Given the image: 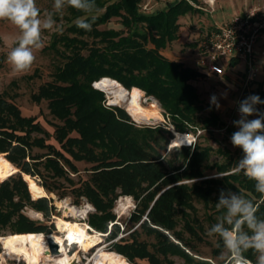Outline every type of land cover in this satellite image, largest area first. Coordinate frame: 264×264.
I'll return each instance as SVG.
<instances>
[{"label": "trees", "instance_id": "trees-1", "mask_svg": "<svg viewBox=\"0 0 264 264\" xmlns=\"http://www.w3.org/2000/svg\"><path fill=\"white\" fill-rule=\"evenodd\" d=\"M94 3L96 6L105 7V10L101 14L86 17L89 23L96 25L108 22L112 16L121 15L120 11L124 9L132 16V21L122 19L125 25L146 21L162 29L163 36L155 39L160 47L176 38L175 29L179 17L196 10V7L186 0L172 2L152 13L143 12L139 0H94ZM71 9L79 15L78 10ZM70 29L75 32L85 31L79 28L76 22ZM105 31L109 33V41L104 48L94 50L86 57L69 60L66 68L59 69L62 83L44 92L51 98L53 111L64 118V125L57 128L61 145L76 158H86L91 154L90 159L95 160L84 186V194L97 210L89 215L91 225L102 231L108 230V221L114 217L109 206L117 198L118 192L132 195L138 201L130 219L136 223L146 215L139 226L150 225L152 230L171 227L176 214H185V207L194 209L196 197L209 204L211 201L217 202L222 193L228 197L231 192H238L253 203H258L257 218L264 220V202L261 201V194L255 190V181L249 180L243 172H229L237 163L220 167L223 171H228L224 177L206 176L204 162L210 156V146L182 145L180 153L183 162L177 164L174 159H167L160 150L157 134L163 136L161 129L146 127L144 130L139 129L141 132L138 135L130 136L123 134L122 130L119 131L123 122L117 119L113 109L105 106L104 92L95 87L93 81L103 76L113 77L129 89L131 95H135L130 97L139 104H143L145 90L148 95H153L159 100L180 132H186L189 129L187 125L193 121L192 116L201 108L198 88L192 80L202 73L182 61L166 57L156 47L146 48L139 39L146 35L136 30L127 34L115 28ZM100 61L109 63L112 67L94 73L93 67ZM261 93L264 95V91ZM221 121L219 115L214 113L206 118L205 125H217ZM20 125L22 127L19 128ZM23 126L43 131L42 125L35 121L34 116L23 115L15 103L0 95V152H8V157L27 172V179V176L35 175L36 171L27 163L26 158L31 155L27 150L28 142L23 139L28 131ZM96 126L99 129H95ZM74 130L77 135L70 134ZM98 140L109 143L111 148L116 150V157L93 156L92 145L98 143ZM72 146H77L78 149ZM55 152L62 155V152L56 149ZM0 155L2 162H8L13 167L6 175L0 159L6 178L18 167L8 157ZM32 158L35 162H43L45 167L54 168L56 172L60 169L57 157L49 156L41 161L35 156ZM64 158L68 160L67 157ZM26 179L16 175L0 182V228L10 226L12 233H25L32 242H39L32 237L39 233L46 235L51 230L42 232L46 225L30 219L22 209L26 204H31L38 210L47 211L49 207L44 197L32 199ZM224 212V209L216 208L213 214L217 213L222 219ZM184 223L190 234L199 240L203 239L190 220L185 219ZM176 237L180 241L184 240L181 233H176ZM184 242L186 247L191 246L189 241ZM218 242L215 251L217 255L224 249L220 238ZM146 245L145 241L131 240L123 236L114 243L116 250L132 263L141 264L136 261V258L140 257L148 258L149 264H174L167 259L165 263L160 262L155 253L149 252ZM159 246L160 251L164 253H177L187 261L197 262L196 264L204 262L194 259L185 249L168 238ZM245 255L255 257L251 251Z\"/></svg>", "mask_w": 264, "mask_h": 264}, {"label": "rangeland", "instance_id": "rangeland-1", "mask_svg": "<svg viewBox=\"0 0 264 264\" xmlns=\"http://www.w3.org/2000/svg\"><path fill=\"white\" fill-rule=\"evenodd\" d=\"M175 1L181 0H139V5L143 12L152 13L167 7V5ZM186 1L196 7V10L189 11L185 15L179 17L178 26L175 29L176 38L169 40L167 44L164 46L162 45L161 47L155 39H159L163 36L162 29H158L146 21L131 24L127 23L125 25L122 19L125 18L126 21H132V16L124 9L120 11L121 15L112 16L108 22L96 25L91 23L92 27L90 31H72L70 27L78 18L101 14L104 12L105 7L99 5L95 7V10L92 13L86 14L79 11V15H77V13L72 11L71 7L66 6L62 15L57 14L54 16L57 24L62 25L63 31H45L43 33L44 47L35 52L36 59L31 69L20 74L13 72L11 66L7 62V54L13 46L17 31L7 21H0V95L10 102L15 103L20 108L23 115L34 116L35 121L39 122L43 128V131H38L35 129L32 130L29 126H23L25 127L24 129L28 131L27 136H23V139L28 142L27 150L31 155L26 159L28 165L32 167L33 171H36L35 175H32V177L27 176V180L25 178V173L27 172L23 171L20 165L8 157V152H0V154L8 157L18 167L12 175L5 179H0V182L15 177L16 175H21L23 179L27 180L28 188H30L29 181L31 178L44 186L46 195L40 197L46 199L49 207L48 210H38L31 204H26L22 209V212L30 219L38 224L46 225V228L42 231L44 233L51 230V232H53L58 238L64 239L65 235L58 226V220L61 217L70 220L77 219L80 222L87 221L90 225V231L102 232L100 235L102 241L99 244L94 245L87 251H80L82 260L78 264H95L94 256L101 246L107 252H118L114 243L120 240L122 236L131 240L145 241L149 252L155 253L156 258L163 263L166 262V259L171 262L173 261L174 264L197 263L195 261H187L183 256L177 253H172L170 251L164 253L160 251L158 248L160 247L159 245L165 242L168 238L169 241H173L181 248L185 249V251L190 256L194 257V259L204 261L202 264H212L213 261H216V264H223V261L219 259V257L221 253L226 255L225 249H222L218 255L215 253L218 248L219 237L215 235H207L208 229L221 219L217 213L215 215L213 214L215 213L218 201H211L209 204H206L202 199L196 197L193 204L194 209L185 207V214L181 212L176 214L171 227H160L155 228L157 230H152L149 228L150 225H148V227L139 226L141 221L146 218V215H143L142 219L136 223L130 219L132 212L138 205V201L132 195L118 192L117 198L114 199L109 206L114 217L108 221V230L102 231L92 226L89 222V215L97 212V210L87 195L84 194V186L90 177V168L95 163V160L90 159L91 154L86 158H76L69 150H66L65 147L61 145L57 137L59 133L57 128L64 125V118L53 111L54 109L50 104L51 98L44 94L45 91L56 84L62 83V80L59 78V69L66 68L69 65V60L76 59L77 57H86L94 50L104 48L109 41V33H106L105 30L109 28L119 29L124 34L136 30L139 33L146 35L145 37H139L140 41L146 48L156 47L163 55L172 60H184L186 64L198 67L200 62L198 52L201 42L205 39L207 33L217 24L215 18L221 21L225 15L231 12L230 8L233 3L231 0H223L222 3L218 5V10L215 11L214 4L216 3V0ZM36 3L40 8L42 15L46 11L53 10L54 0H36ZM261 6H264V0H251L248 6L236 12L233 16L252 9H259L258 13L264 21V11ZM222 7H225L226 9L225 14L221 12ZM212 13L215 15V18L212 16ZM227 20L229 19H226L225 21ZM225 21H222L221 23ZM263 38L264 36L260 39ZM258 49L255 65L256 75L248 86L245 84V77L247 74L246 63L242 59L241 62L236 60L237 58L230 61V68L224 74L205 72L204 74H200L197 79L192 80L198 88L200 95L199 104L201 105V108L192 116L193 121H190L187 126L189 128L188 132L195 135V140L190 144L191 146L198 144L211 147L210 156L204 162V171L207 177H218L216 174L219 173L226 174L228 171H223L220 168L221 166L235 164L243 158L242 149L234 147L231 142L232 134L238 130L234 126L233 121L240 118L238 111L239 101H242L253 94L258 95L261 100L264 99V95L261 93V91H264V46L261 45ZM192 59L194 60L193 62H191ZM196 59H198L199 62H196ZM184 61L182 62L185 64ZM235 64L238 65L233 66ZM111 67L112 66H110L109 63L100 61L93 67V71L94 73L101 72ZM94 83L95 81H93V85ZM98 89L104 92L106 97L104 100L105 106L113 109L117 119L123 122L120 125L119 131L122 130L123 134L127 133L130 136L131 134L138 135L141 132L139 129L144 130L146 127H157L161 129L163 136L157 134V138L160 140L161 152L167 159L172 158L177 164H182L183 158L180 153L182 146H178L172 142L176 137L174 130H180L172 122L169 113L166 112L165 108L155 96L148 95L143 89L145 92V94L143 93V104L146 106H149L150 104L158 106L163 116L162 119L157 122H140L131 116L126 105L123 103L111 102L105 90L101 88ZM213 95L217 98L220 105L219 109L211 103V97ZM256 108L259 112L264 113L263 104L256 105ZM214 113L219 115L222 120L221 123L206 126V118H209ZM255 118L257 117L254 115L248 119ZM20 127L22 126L20 125L19 128ZM95 129H99V127L96 126ZM70 134L77 135L78 133L74 130L71 131ZM39 142L44 144H39ZM15 143L16 142H14V144ZM73 147L74 149H78L77 146H72V148ZM92 148L94 151L93 156L116 157V150L111 148V145L104 141L100 140L98 143L93 144ZM55 149L62 152L63 156L61 154L59 155L58 152H55ZM32 156H35L38 161L49 156L57 157L60 169L56 172L54 168L45 167L43 162H35L36 160H33ZM16 157H19L18 154ZM64 157H67L68 160ZM0 159L2 162L1 155ZM2 166L6 171V175L13 170V167H11L8 162H2ZM234 167L235 166H233L232 169ZM232 169L229 172H232ZM28 174L31 175L30 173ZM29 191L33 200L40 198L34 197L31 189H29ZM232 194L247 199L246 196H243L238 192H231L228 196H231ZM62 200H68L71 206L83 207L87 205V203H90L92 207L89 208L85 219L83 218L84 220L78 219V217L75 216L65 215L64 208L59 204ZM38 212L41 214L37 216L36 213ZM185 219L192 222V225L202 236V240L194 237L186 230L184 226ZM9 232H11L10 226L0 228V234ZM176 233L183 234L184 240L180 241L177 239ZM44 235L45 234L43 233H39L34 235V237H31L42 242L44 241ZM184 241H189L192 247H186ZM75 249H77V247L74 245L73 250L69 252H73ZM1 250L2 242L0 240V251ZM248 258L255 263L256 256L254 258ZM7 261L9 264H27L25 259L18 260L16 257L10 256L7 257ZM136 261L141 264L150 263L148 258L137 257ZM44 264L54 263L46 262Z\"/></svg>", "mask_w": 264, "mask_h": 264}, {"label": "clouds", "instance_id": "clouds-1", "mask_svg": "<svg viewBox=\"0 0 264 264\" xmlns=\"http://www.w3.org/2000/svg\"><path fill=\"white\" fill-rule=\"evenodd\" d=\"M66 6L86 14L92 13L96 7L94 0H54L53 10L42 15L36 0H0V21H7L17 31L7 54V62L13 72L20 74L31 69L36 59L35 52L44 47L45 31H63L54 16L62 15ZM76 25L86 31L92 27L86 17L78 18ZM211 103L219 109L215 95L211 97ZM238 104L240 118L233 121L238 130L232 134L231 142L234 147L242 149L243 158L232 172H243L245 177L255 181V190L261 194V201L264 202V113L256 108V105L264 104V100L253 94ZM254 115L257 118L248 119ZM216 175L221 177L224 173ZM216 208L225 212L222 219L208 229L207 235L220 238L226 251V255L221 253L219 257L223 264H253V260L245 255L249 251L256 256L255 264H264V220L256 215L259 204L242 196L232 194L226 197L222 193ZM212 264H216V261Z\"/></svg>", "mask_w": 264, "mask_h": 264}, {"label": "bare ground", "instance_id": "bare-ground-1", "mask_svg": "<svg viewBox=\"0 0 264 264\" xmlns=\"http://www.w3.org/2000/svg\"><path fill=\"white\" fill-rule=\"evenodd\" d=\"M96 85L108 94L111 102L123 103L136 120L140 122H157L162 119V113L158 106L150 104L146 106L139 104L130 97L131 92L123 86L121 82L110 76H103L96 80ZM135 95H132V97ZM175 138L173 144L186 145L195 139V135L190 132L175 131ZM26 178V177H25ZM0 179H3V171L0 163ZM5 179V178H4ZM30 189L34 197L46 195L45 188L37 183L34 179H30ZM64 208L65 215H71L83 219L86 217L89 208L92 207L90 203L83 207L71 206L68 200L59 202ZM36 211V210H35ZM37 216L41 213H36ZM58 226L64 233V239L58 238L53 232L44 236L43 242H32L28 235L19 232L5 233L0 236L2 242V250L0 251V264H9L7 257H16L18 260L25 259L27 264H41L52 262L54 264H78L81 262L80 251H87L94 245L102 241L100 232L90 231V225L79 220H70L61 217L58 220ZM49 238H53L59 245V253L55 254L51 249ZM67 241L69 243L76 242L78 248L73 252H69L67 248ZM95 264H132L121 253L107 252L102 246L99 247L95 256Z\"/></svg>", "mask_w": 264, "mask_h": 264}, {"label": "built area", "instance_id": "built-area-1", "mask_svg": "<svg viewBox=\"0 0 264 264\" xmlns=\"http://www.w3.org/2000/svg\"><path fill=\"white\" fill-rule=\"evenodd\" d=\"M258 11L259 9L245 11L223 23H217L199 46L201 65L220 74L225 70L224 61L230 63L234 58L242 59L246 63L245 84L248 86L256 75V43L263 36L264 21ZM69 242L67 241L69 251L73 250L74 245L78 248L77 243Z\"/></svg>", "mask_w": 264, "mask_h": 264}, {"label": "crops", "instance_id": "crops-1", "mask_svg": "<svg viewBox=\"0 0 264 264\" xmlns=\"http://www.w3.org/2000/svg\"><path fill=\"white\" fill-rule=\"evenodd\" d=\"M222 1L223 0H216V3L214 4V7H215V11L216 10H218V5L220 4V3H222ZM250 1L251 0H231V2L233 3V5H232V7L230 8L231 10V12L230 13H228L227 15H225L223 18H222V20L221 21H219L218 19H216L215 18V15L212 13V16H214V18H215V21H216V23H221L222 21H225L226 19H230L236 12H238L239 10H241V9H243V8H245L246 6H248L249 5V3H250ZM212 4V3H211ZM262 7V10L264 11V6H261ZM221 12L222 13H226V9H225V7H222V10H221ZM264 36V35H263ZM261 45H263L264 46V38L263 39H260V40H258V42L256 43V51L258 52V48H260L261 47ZM191 59V58H190ZM189 59V60H190ZM236 60H239L240 62H241V59H239V58H237ZM178 61V60H177ZM182 61H184V60H182ZM194 60L192 59L191 60V62H193ZM238 61V62H239ZM185 62V61H184ZM196 62H199V60L198 59H196ZM237 62V63H238ZM243 62V61H242ZM185 64H186V62H185ZM186 65H188V64H186ZM223 65H224V67H225V70H224V73H226L227 72V70L230 68L229 66H230V63H227L226 61L225 62H223ZM238 64H235V65H233V66H237ZM188 66H191V65H188ZM191 67H194V66H191ZM194 68H196V69H198L201 73H213L212 71H209L206 67H203L201 64H200V62H199V66L198 67H194ZM224 73H222V74H224ZM216 74V73H215Z\"/></svg>", "mask_w": 264, "mask_h": 264}, {"label": "water", "instance_id": "water-1", "mask_svg": "<svg viewBox=\"0 0 264 264\" xmlns=\"http://www.w3.org/2000/svg\"><path fill=\"white\" fill-rule=\"evenodd\" d=\"M94 86L97 88H100L96 85V82L94 83ZM102 89V88H101ZM50 244H51V249L52 251L57 254L59 253L60 247L58 245V243L53 239V238H49Z\"/></svg>", "mask_w": 264, "mask_h": 264}]
</instances>
